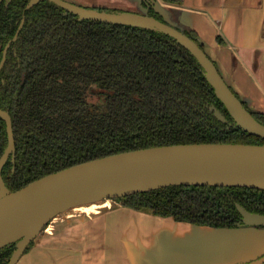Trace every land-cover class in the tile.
<instances>
[{
	"label": "trees",
	"instance_id": "obj_1",
	"mask_svg": "<svg viewBox=\"0 0 264 264\" xmlns=\"http://www.w3.org/2000/svg\"><path fill=\"white\" fill-rule=\"evenodd\" d=\"M29 4L0 1V58L8 43L0 71V108L11 117L15 145L14 160L10 154L1 175L10 190L72 164L131 149L264 143L233 121L201 63L170 34L80 19L51 0ZM147 12L167 22L148 4ZM182 30L204 49L195 31ZM217 41L223 42L220 35ZM92 84L105 91L100 103L86 96ZM242 102L264 123V112ZM211 105L226 119L214 116ZM7 142L0 115V156ZM118 198L157 216L215 227L244 224L236 203L264 213V190L247 186L172 184ZM14 248L15 242L0 248V264L7 263Z\"/></svg>",
	"mask_w": 264,
	"mask_h": 264
},
{
	"label": "water",
	"instance_id": "obj_2",
	"mask_svg": "<svg viewBox=\"0 0 264 264\" xmlns=\"http://www.w3.org/2000/svg\"><path fill=\"white\" fill-rule=\"evenodd\" d=\"M37 1L30 0V4ZM51 1L77 14L80 19L136 25L170 34L201 63L215 95L233 121L249 133L264 138V123L244 106L243 99L230 88L205 50L165 17L167 22L149 14L147 8L146 12L111 11L70 0ZM145 1L164 16V9L158 0ZM5 56L6 50L0 61V70ZM209 108L218 119H226L214 105ZM0 115L5 120L8 137L7 146L0 156V248L15 242L6 264H16L43 227L57 214L73 206L172 184L247 186L264 190V143L241 142L175 143L121 151L72 164L10 190L1 175V168L10 154L14 160L13 127L7 111L0 108ZM236 207L244 223L239 226L264 227V213L250 211L239 203ZM263 262L264 246L254 245L228 251L219 264Z\"/></svg>",
	"mask_w": 264,
	"mask_h": 264
},
{
	"label": "crops",
	"instance_id": "obj_3",
	"mask_svg": "<svg viewBox=\"0 0 264 264\" xmlns=\"http://www.w3.org/2000/svg\"><path fill=\"white\" fill-rule=\"evenodd\" d=\"M158 1L168 21L196 32L237 95L264 112V0ZM113 206L109 201L91 214L60 217L56 231L45 236H70L74 242L40 238L16 264H219L230 250L264 246V227H212Z\"/></svg>",
	"mask_w": 264,
	"mask_h": 264
},
{
	"label": "rangeland",
	"instance_id": "obj_4",
	"mask_svg": "<svg viewBox=\"0 0 264 264\" xmlns=\"http://www.w3.org/2000/svg\"><path fill=\"white\" fill-rule=\"evenodd\" d=\"M70 1L78 3L80 5H84V6H93V3H94V2H92L94 0H70ZM106 4L107 5H102L101 3H98L97 5L98 6L99 5L100 6H106V7H110V8L115 7V8L120 9V10H130V11H138V12H146V8H147V4L145 5V4H143V2H141V5H133V4L130 5V4L124 3L122 1L111 2L109 0L106 2ZM86 96L90 102L100 103L101 101L104 100L105 91L103 89L99 88L96 84H92L91 86H89ZM109 201H112L114 204L113 207H116L117 205L121 204L122 199H119V198L102 199L99 201H94V202H90V203H85V204L73 206V207H70V208L66 209L65 211L57 214L53 219H51L43 227L40 234L33 239L34 242L30 246L32 247L36 243V241H38V239H40V238L43 240H50V241H54V242H63V243L74 242V240H75L74 237L56 236V235L45 236V234H52L56 231V224L60 223L59 219H61V218L67 219V217L73 218V217H78L79 215H83V214H91V213L97 211L99 208L103 207L104 205H107L109 203Z\"/></svg>",
	"mask_w": 264,
	"mask_h": 264
},
{
	"label": "flooded vegetation",
	"instance_id": "obj_5",
	"mask_svg": "<svg viewBox=\"0 0 264 264\" xmlns=\"http://www.w3.org/2000/svg\"><path fill=\"white\" fill-rule=\"evenodd\" d=\"M1 1V0H0ZM148 5H149V3L148 2H146ZM17 34V33H16ZM15 34V35H16ZM14 37V36H13ZM7 48H8V43L6 44V46L3 48V50H2V55H3V52H4V50H6V52H7ZM5 58H6V56H5ZM1 59H2V56H1V58H0V61H1ZM4 64V63H3ZM2 69V68H1ZM1 71V70H0Z\"/></svg>",
	"mask_w": 264,
	"mask_h": 264
}]
</instances>
